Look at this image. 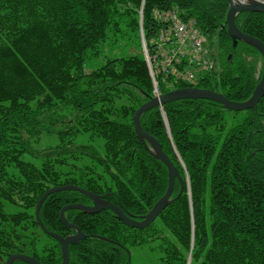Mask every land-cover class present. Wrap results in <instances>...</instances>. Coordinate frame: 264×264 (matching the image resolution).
<instances>
[{
    "label": "trees",
    "instance_id": "trees-1",
    "mask_svg": "<svg viewBox=\"0 0 264 264\" xmlns=\"http://www.w3.org/2000/svg\"><path fill=\"white\" fill-rule=\"evenodd\" d=\"M156 8H175L214 39L217 67L195 86L237 102L251 96L261 72L256 78L246 57L260 53L241 40L233 45L226 31L229 0H0V264L12 253L60 264L59 244L34 214L37 199L52 186H79L134 219L165 192L167 168L132 122L153 89L141 53L83 72L87 51L110 32L136 38L139 10L146 45L152 46L151 37L162 27L152 17ZM119 23L128 28L120 31ZM235 24L264 43V12L238 13ZM158 87L161 93L169 90ZM44 105L61 107L53 112L59 127L44 125L39 117ZM139 122L178 172L158 216L175 240H162V264H190L200 256L202 264H264V94L254 108L241 111L205 98H182L146 110ZM42 133L57 142L50 152L34 155L31 149L44 150L32 145ZM72 202L91 205L76 190L48 197L39 212L47 230L69 233L59 208ZM64 217L85 234L69 246L68 264H129L127 252L152 227L125 225L107 208L91 214L69 209ZM40 235L50 240L46 246Z\"/></svg>",
    "mask_w": 264,
    "mask_h": 264
},
{
    "label": "rangeland",
    "instance_id": "rangeland-1",
    "mask_svg": "<svg viewBox=\"0 0 264 264\" xmlns=\"http://www.w3.org/2000/svg\"><path fill=\"white\" fill-rule=\"evenodd\" d=\"M166 10L167 12L170 11V9ZM155 12H157V8L153 10L152 14ZM172 12L175 16L180 15L178 10H176L175 8H172ZM137 14L139 15V17L137 19V31L135 33L136 38L134 37L133 33H130L132 40H126V36L123 37L120 34L110 32V35L106 36V40L104 42L98 44V46H96L95 48L88 50L85 54V60L83 64L84 73H90L91 71L99 68L109 59L127 58L130 55H134V53L139 52L145 60L147 71L151 78L153 86L152 96H157L159 94H162L159 91V87L157 84L162 85L164 88L169 90L186 88L185 86L173 88L172 85L175 82L178 84L182 83V78L183 76H186V74L191 75L193 77L192 79H194L203 75L204 73H208L216 69L218 60L214 39H208V37L198 29L193 19L180 18V20L183 22L181 24L182 27L179 35H176L175 37L174 33L172 37L169 33L164 32L160 28L159 31L157 33H154L150 39L152 46L148 47L146 45L145 36L144 41H142L141 37L142 33L144 35V29L142 27L143 12L141 15L139 12ZM119 25L120 31L124 32V30L128 28L127 26H123L121 23H119ZM171 25L173 29V26L175 27V24L171 23ZM168 27V24H166L165 29H167ZM197 32L202 36H198ZM137 39L139 42V46H137L138 42H135ZM161 39H163L164 42H162ZM144 44L147 50V57L143 51ZM246 60L253 63L256 70L255 77L258 78L259 73H262L263 71V60L261 55H249L246 57ZM58 107L54 108L53 106L49 107L48 105H44L43 108L46 111L43 113H39V117L42 118L44 125H48L45 124V122H49V124L52 123L55 125V127H59L60 123L55 121V115L53 113L61 109L60 106ZM162 107L163 106H160L159 108ZM68 108L71 109L70 106H68ZM65 116L71 118V115ZM241 116L242 115L235 114L233 115V118L238 119ZM163 121L167 126V119L165 114H163ZM45 131L47 132L46 129ZM34 140H36L37 142H34L32 145L44 149L40 151L31 149V152L34 155H38L44 151L45 153L50 152L52 148L49 149L48 147L54 146L57 142L56 139H50L49 137H47L46 133L40 134L39 137H36ZM85 144L89 145V142H86ZM24 159L31 161V157L28 155H26ZM207 216L208 214L207 212H205L206 229L208 231L209 224ZM151 224L152 227L148 233H141L143 242L140 244H136L130 248L131 252L129 264H162V259L164 256V252L162 250V240L173 238L168 230L163 228L162 222L159 220V217H157ZM39 239L41 241V244L44 246H46V244L50 242L49 239L41 235ZM79 242L77 244H79ZM172 242L174 243L175 240L173 239ZM189 252L183 251V255L188 257L190 254ZM202 262L203 256L196 258V260L194 261L190 260V264H202Z\"/></svg>",
    "mask_w": 264,
    "mask_h": 264
},
{
    "label": "water",
    "instance_id": "water-1",
    "mask_svg": "<svg viewBox=\"0 0 264 264\" xmlns=\"http://www.w3.org/2000/svg\"><path fill=\"white\" fill-rule=\"evenodd\" d=\"M244 11L264 12V0H245V2L241 4H234L232 0H229V8L226 13V31L227 34L231 37L233 45L235 46L238 40L251 44L255 46V48L259 51L263 60V71L261 73V77L258 83L256 84L251 96L248 99L241 102H237L224 97L221 93L216 92L212 89L186 87V88H178V89L170 90L162 94H159L157 96H151L146 102L142 103L134 111L132 116V122L134 125L136 135L140 138V140H142L145 144H147V148L151 151L154 157L158 158L166 166L168 171V183L165 192L153 204V206L143 216H141L140 219L135 220L129 217L120 207L104 200L98 194L87 191L73 184H68L64 186H54L48 188L47 190L44 191L42 197L37 200V203L35 205L36 221L43 232H45L47 235L57 240L62 255L61 264H67L68 262L69 245L77 244L79 241L85 238V234L82 233L79 230V228H77L73 224L68 223L65 220V218L63 217V212L65 209L80 208L84 212L95 213L102 209L107 208L112 210L117 215L118 219L121 222H123L125 225H128L133 228L142 229L149 226L168 204L172 194L174 179L178 176V172L175 166L173 165V163L169 160L168 156L163 152L159 142L152 135L142 130L139 119L143 112H145L146 110L152 107L155 106L160 107L163 106L165 103L182 98H205V99L213 100L222 104L224 108L232 111L246 110V109L254 108L257 105V102L259 101L260 97L264 94V43L258 38L242 32L235 24L236 15ZM61 190L79 191L84 195H86L88 198H90L92 203L91 205H85L80 203L69 204L60 210L59 217L61 218L65 226L68 229L73 228L76 231L75 234L73 235L70 234L67 236H62L55 232L47 230L39 217V207L42 203L43 198L49 193H54ZM182 190H183V185L181 184L180 192H179L180 194ZM127 253H128V262H129L130 252L128 251ZM15 260H21L29 264H41L34 257L24 253H12L8 255V257L5 260V264H12Z\"/></svg>",
    "mask_w": 264,
    "mask_h": 264
},
{
    "label": "built area",
    "instance_id": "built-area-1",
    "mask_svg": "<svg viewBox=\"0 0 264 264\" xmlns=\"http://www.w3.org/2000/svg\"><path fill=\"white\" fill-rule=\"evenodd\" d=\"M157 18L161 21L167 22V24L169 26L167 29H165L164 32L169 33L172 37H173V33H174V37L176 35H179V32H180L181 27H182L181 24L183 22L181 20H179L177 18V16H175L171 11L166 12V13L165 12L158 13ZM171 23L175 24V27L173 26V29H172ZM175 30H176V32H175ZM197 34H198V36H202L198 32H197ZM162 42H164V40H162ZM198 44H199V42H198ZM192 78L193 77L191 75L186 74V76H183L182 79L187 81V82H192V80H193Z\"/></svg>",
    "mask_w": 264,
    "mask_h": 264
},
{
    "label": "bare ground",
    "instance_id": "bare-ground-1",
    "mask_svg": "<svg viewBox=\"0 0 264 264\" xmlns=\"http://www.w3.org/2000/svg\"><path fill=\"white\" fill-rule=\"evenodd\" d=\"M232 2L234 3V4H241V3H244L245 2V0H232ZM64 185H68V184H60V185H56V186H64ZM52 187H54V186H52ZM51 188V187H50ZM61 191H63V190H61ZM58 192H60V191H58ZM44 193V192H43ZM43 193L39 196V198H41L42 197V195H43ZM51 194H53V193H49V194H47L44 198H43V200H42V203H41V205H40V207H39V212H40V208L43 206V204L45 203V201L48 199V197L51 195ZM38 198V199H39ZM37 199V200H38ZM156 202V201H155ZM154 202V203H155ZM37 203V202H36ZM75 203H79V202H72V203H66V204H63L60 208H59V212H60V210L63 208V207H65V206H67V205H69V204H75ZM81 204V203H80ZM36 205V204H35ZM153 206V205H152ZM151 206V207H152ZM54 207V204L53 205H50V209H52ZM69 209H78V210H82V209H80V208H69ZM69 209H65L64 210V212H63V217H64V215H65V213H66V211L67 210H69ZM83 211V210H82ZM87 213V212H86ZM34 214H35V208H34ZM91 214V213H90ZM60 218V217H59ZM65 218V217H64ZM134 219V218H133ZM140 219V218H139ZM66 220V219H65ZM135 220H138V219H135ZM67 221V220H66ZM68 223H70V224H73L74 226H76L77 228H79L77 225H75L74 223H72V222H69V221H67ZM43 223V222H42ZM60 223H61V225L62 226H64L65 228H66V231L67 232H69L68 234H64V235H62V234H60V233H58V232H55V231H53V232H55V233H57V234H59V235H62V236H67V235H70V234H75V230L73 229V228H71V229H68L66 226H65V224L62 222V220H61V218H60ZM79 230L81 231V229L79 228ZM82 233H83V231H81ZM56 240V239H55ZM57 241V240H56ZM58 243V242H57ZM60 256H61V262H62V255L60 254ZM33 257V256H32ZM35 258V257H34ZM35 259H37V258H35ZM38 260V259H37ZM39 261V260H38ZM68 261H69V259H68ZM190 261V260H189ZM189 261H188V263H189ZM40 262V261H39ZM61 262H60V264H61ZM41 263V262H40ZM27 264H29V263H27ZM42 264V263H41ZM67 264H68V262H67Z\"/></svg>",
    "mask_w": 264,
    "mask_h": 264
}]
</instances>
